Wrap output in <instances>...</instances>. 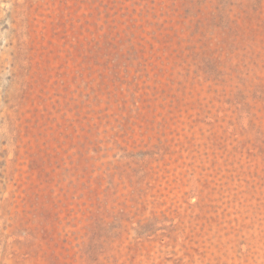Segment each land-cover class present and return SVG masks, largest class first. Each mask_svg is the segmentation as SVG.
Instances as JSON below:
<instances>
[{
  "label": "rangeland",
  "instance_id": "obj_1",
  "mask_svg": "<svg viewBox=\"0 0 264 264\" xmlns=\"http://www.w3.org/2000/svg\"><path fill=\"white\" fill-rule=\"evenodd\" d=\"M0 264H264V0H0Z\"/></svg>",
  "mask_w": 264,
  "mask_h": 264
}]
</instances>
